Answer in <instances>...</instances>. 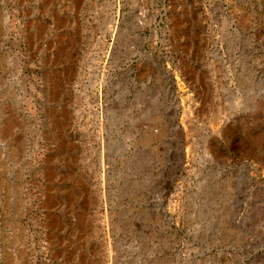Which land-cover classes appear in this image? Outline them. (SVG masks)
Wrapping results in <instances>:
<instances>
[{"label": "rangeland", "instance_id": "rangeland-1", "mask_svg": "<svg viewBox=\"0 0 264 264\" xmlns=\"http://www.w3.org/2000/svg\"><path fill=\"white\" fill-rule=\"evenodd\" d=\"M0 264H264V0H0Z\"/></svg>", "mask_w": 264, "mask_h": 264}]
</instances>
